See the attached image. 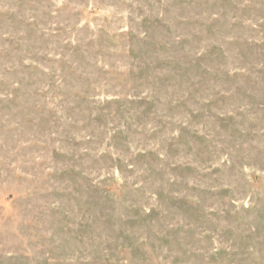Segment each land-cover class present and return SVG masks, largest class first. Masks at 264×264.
<instances>
[{
	"label": "rangeland",
	"instance_id": "obj_1",
	"mask_svg": "<svg viewBox=\"0 0 264 264\" xmlns=\"http://www.w3.org/2000/svg\"><path fill=\"white\" fill-rule=\"evenodd\" d=\"M0 264H264V0H0Z\"/></svg>",
	"mask_w": 264,
	"mask_h": 264
}]
</instances>
